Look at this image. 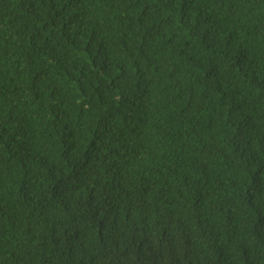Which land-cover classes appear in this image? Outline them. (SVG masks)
Wrapping results in <instances>:
<instances>
[{
  "label": "trees",
  "instance_id": "obj_1",
  "mask_svg": "<svg viewBox=\"0 0 264 264\" xmlns=\"http://www.w3.org/2000/svg\"><path fill=\"white\" fill-rule=\"evenodd\" d=\"M0 264H264V0H0Z\"/></svg>",
  "mask_w": 264,
  "mask_h": 264
}]
</instances>
